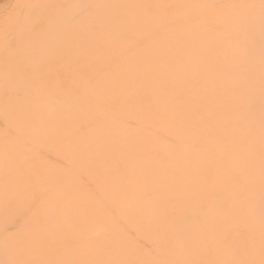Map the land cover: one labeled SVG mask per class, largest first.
I'll use <instances>...</instances> for the list:
<instances>
[{
    "label": "rangeland",
    "instance_id": "374dc122",
    "mask_svg": "<svg viewBox=\"0 0 264 264\" xmlns=\"http://www.w3.org/2000/svg\"><path fill=\"white\" fill-rule=\"evenodd\" d=\"M88 1L0 0V264H264V98L221 3L124 0L143 15L133 43L164 26L175 46L162 54L174 62L130 65L116 23L92 16L125 7ZM86 18L87 42L104 38L73 53ZM47 58L94 68L80 113L43 102Z\"/></svg>",
    "mask_w": 264,
    "mask_h": 264
},
{
    "label": "bare ground",
    "instance_id": "6f19581e",
    "mask_svg": "<svg viewBox=\"0 0 264 264\" xmlns=\"http://www.w3.org/2000/svg\"><path fill=\"white\" fill-rule=\"evenodd\" d=\"M257 1L259 0H216L215 3H221V6L217 7V15L222 21L226 22L229 32L234 33L239 31L240 37L245 41L246 54L250 60L248 62H241V66L253 68L252 72H250L249 87L255 92L254 97L256 100L260 101L264 98V6L260 11H257ZM80 3L83 7H87L89 1L81 0ZM105 3L108 10L113 11L124 6L125 13H127L124 15L125 17H121L116 13L111 14L107 12L94 13L92 15L100 20L105 27L107 26L106 24L112 21L116 23L115 38L122 39L126 42L128 41V45L124 47L121 52L123 57L121 61L122 64L136 65L142 62L149 64L153 63L158 58L160 60L174 62V59H168L162 55L175 50V46L172 42L167 38L165 39L166 29L164 26L151 28L146 34H143L136 43H133L131 31L141 28L140 26L142 25L139 22L143 20V15L133 12V9L128 6L124 0H106ZM257 15L260 17L257 18ZM89 20L88 18L82 19L67 36L68 38L71 35L70 43L73 53L85 54L87 51L94 52V47L100 44H98V40L104 38V34L99 32L94 42H87V35L81 32L80 27H87ZM175 23L172 33L175 34L174 38H180L179 41L181 42L183 40L182 35L186 33V26L183 21H177ZM203 24L207 26V30L215 31L217 34L223 32L221 23L218 21L206 20ZM57 35L61 36V33ZM64 35L65 33L62 34V36ZM218 43L219 41H216L214 46H217ZM143 54L148 56L144 57ZM33 56L35 55L33 54ZM46 60L48 61L47 64L51 67L50 71L44 70L42 66L37 69L35 73L39 78L41 92L43 93V97H41L43 102L46 104L51 103L54 108L60 105L59 107H61V112L63 113H80L83 111L87 106V91L89 92L93 89L88 86L87 90V83L98 76L94 73V68L85 62L82 63L77 72H72L71 70H64L56 66L58 63L55 62L54 59L47 58ZM67 63L68 65L71 64V62ZM73 77L77 79V86L69 89V80ZM53 83L62 86L55 88ZM243 87L244 88L241 89L242 91L246 86ZM61 94H65L66 99H64V96ZM220 108H222V105L217 107V110H220ZM229 110L235 112V109ZM79 116H81V120H83L80 122L81 125L87 130V117L85 118L83 115ZM261 212L263 213L264 209L261 210Z\"/></svg>",
    "mask_w": 264,
    "mask_h": 264
}]
</instances>
